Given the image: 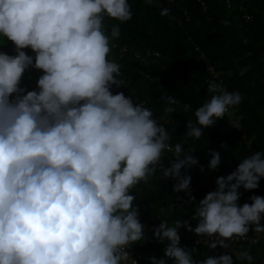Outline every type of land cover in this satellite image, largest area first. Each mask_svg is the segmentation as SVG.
Listing matches in <instances>:
<instances>
[{
	"label": "clouds",
	"instance_id": "obj_1",
	"mask_svg": "<svg viewBox=\"0 0 264 264\" xmlns=\"http://www.w3.org/2000/svg\"><path fill=\"white\" fill-rule=\"evenodd\" d=\"M169 12L161 9L162 16ZM106 18L131 20L128 0H0V37L13 42L16 53L0 51V264H138L129 249L147 238L133 190L171 178L176 193L195 201L192 177L181 171L198 165L195 149L173 146L164 126L181 101L165 94L164 116L157 119L123 92L113 94V86H126V77L118 79L121 65L109 58L120 27L113 25L109 34ZM30 68L43 73L37 90L21 86ZM207 91L210 99L187 121L188 138L199 140L243 100L215 81ZM183 110L192 111V105L183 104ZM242 119L229 122L241 129ZM165 152L173 154L170 167L162 163ZM209 155L208 168L217 170L221 154ZM262 178L264 151L241 159L195 205L194 229L180 219L170 226L161 208L153 236L168 243L164 258L153 256L151 264H254L246 249H234L235 261L227 253L197 260L196 249L181 247L178 229L203 237L213 250L229 249L252 226L264 234V197L253 195L252 203L239 205L240 189H257Z\"/></svg>",
	"mask_w": 264,
	"mask_h": 264
},
{
	"label": "trees",
	"instance_id": "obj_2",
	"mask_svg": "<svg viewBox=\"0 0 264 264\" xmlns=\"http://www.w3.org/2000/svg\"><path fill=\"white\" fill-rule=\"evenodd\" d=\"M233 8L226 6V0H203L207 5L204 10L202 2L198 0H153L152 4L146 0H128L132 11V19L121 23L114 19H105L106 30L110 34L113 25H119L121 35L112 41L118 46L113 47L110 59L121 65L122 75L126 77L131 86L128 93L137 97L139 102L151 109L155 118L164 116L165 102L163 96L171 95L181 101L175 113L166 117L164 126L171 134L170 143L174 146L181 143L185 150L195 149L193 155L199 163L191 169H182V174L192 177L190 185L195 201L188 203L185 192L176 193L173 185L176 183L171 178L152 179L149 184L141 183L133 191L137 195L136 204L140 208V220L151 224H160V209H165L163 219H167L170 226L175 221L187 220L194 229L198 221L192 220L195 214V205L205 198L206 194L217 189L216 180L220 176H227L236 170L241 159L253 155L251 147L256 152L264 151V0H231ZM238 3L253 14L251 24H245L242 13L238 11ZM170 10L169 15L162 16L161 9ZM185 11L190 19L186 18ZM224 21H228L225 26ZM2 44L0 50H5L10 55H15L14 44L0 37ZM127 45L128 50L122 52L120 46ZM196 47H200L210 57L218 73V78L209 75L200 60ZM27 54L33 55L28 49ZM158 51L161 56L152 57L147 62H141L135 57V51ZM242 69H247L243 76ZM40 71V70H39ZM149 72L154 80L149 79ZM222 79L229 92L239 91L243 100L235 109H231L232 116H225L207 129L199 139L188 138L187 121L195 120L194 111L206 100L211 93L207 85L211 81L219 82ZM23 85V78L21 82ZM136 103V102H135ZM192 105V111L184 112L183 104ZM240 120L242 132L246 137L241 138L237 129L232 127L229 119ZM163 122V121H162ZM221 145H227V148ZM218 151L222 163L217 170L208 168L211 159L209 152ZM171 152H165L162 158L164 166L170 167L173 159ZM203 166L204 171L200 168ZM161 174L158 172L157 176ZM239 205L252 203L249 199L253 195L264 197V178L259 182V187L254 190L240 189ZM174 208H169V205ZM264 226V219L261 220ZM192 237L194 232L187 231ZM254 226L250 228L249 236H256ZM154 232L145 229V239L133 244L129 251L141 262L151 264V257L164 258L163 244L158 242ZM181 236V235H180ZM264 236V234H263ZM181 247L188 250L196 249L194 254L197 260H203L207 255L219 256L232 254L235 261L234 249L250 250L255 257L254 264H264V245H252L249 242L239 241L231 244L229 249L217 247L210 249L207 245H195L181 236ZM171 264V261H169ZM236 264H246L237 261Z\"/></svg>",
	"mask_w": 264,
	"mask_h": 264
},
{
	"label": "built area",
	"instance_id": "obj_3",
	"mask_svg": "<svg viewBox=\"0 0 264 264\" xmlns=\"http://www.w3.org/2000/svg\"><path fill=\"white\" fill-rule=\"evenodd\" d=\"M168 2H174V0H167ZM200 2H202V6H203V9L206 10L207 9V5L203 2V0H198ZM238 11L242 13V18L245 22V24L248 25L251 24L254 20V16L252 13H250L245 7H244V4L243 3H238ZM226 6L228 8H233L234 4L231 0H226ZM185 15H186V18L187 19H190V16H189V13L187 11L184 12ZM114 46H118L117 43H113ZM120 50L122 52H125L128 50V47L127 45H122L120 46ZM196 51L199 52V57H200V60L204 66V69L206 70V72L211 75L212 77H215V78H218V73H217V70L215 68V65L212 63L210 57L205 53L204 50H202L200 47H196ZM161 56V54L158 52V51H152V50H146L145 52H142V51H135V57L140 60L141 62H147L150 58L152 57H159ZM146 76L151 79V80H154L155 77H153L151 74H146ZM124 84L126 86H120L119 88H117L116 86H113L111 91L113 92V94H116L117 92H123L125 94V96L127 97H130L133 99L134 103L135 102H139L138 98L137 97H134L132 96L130 93L127 92V89L131 86V83L128 79L126 78H122L121 79ZM218 83H221L223 85V87L227 90V87L226 85L223 83L222 79H219V82ZM263 83H264V80H263ZM228 91V90H227ZM237 129V133L239 134V136L241 138H244L246 137V134L244 132H242V125H241V129L239 128H236ZM251 153L252 154H255L256 153V148L254 147H251ZM141 223L145 226V229L151 231V232H154L155 228L158 227L159 224H151L147 221H141ZM178 232L179 234L187 241H191L193 242L195 245H205L203 244V237H200V236H195V237H192L189 233H187L184 229L180 228L178 229ZM239 241H244V242H249L250 244L256 246V245H259L260 243H262L264 245V236L263 234H257L256 236H249L247 235V237L245 238H240L238 240H236L235 242H232L231 244H234L236 242H239ZM133 258L137 259V257L135 255H133ZM138 260V264H149V263H144V262H141L139 259Z\"/></svg>",
	"mask_w": 264,
	"mask_h": 264
},
{
	"label": "rangeland",
	"instance_id": "obj_4",
	"mask_svg": "<svg viewBox=\"0 0 264 264\" xmlns=\"http://www.w3.org/2000/svg\"><path fill=\"white\" fill-rule=\"evenodd\" d=\"M2 44V41L0 40V45ZM33 55H35V53L30 49L27 48ZM2 52H5V50H0ZM8 54V53H7ZM42 71H39L37 69L34 68H30L29 70L26 71V73L24 74L23 77V85L27 87V89L30 90H37L36 85H37V80L39 78L40 75H42Z\"/></svg>",
	"mask_w": 264,
	"mask_h": 264
}]
</instances>
